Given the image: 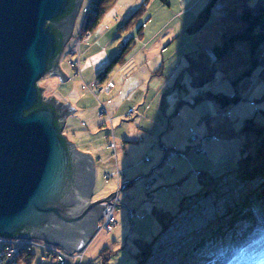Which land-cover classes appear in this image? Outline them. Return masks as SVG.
<instances>
[{
	"label": "rangeland",
	"instance_id": "1",
	"mask_svg": "<svg viewBox=\"0 0 264 264\" xmlns=\"http://www.w3.org/2000/svg\"><path fill=\"white\" fill-rule=\"evenodd\" d=\"M235 1L220 0L206 27L199 33H193L190 28L194 26L200 13L207 7L209 0H166V2L162 0H116L113 7L101 19L99 26L90 35L89 42H84L80 46L82 76L77 77L71 62L76 61L78 55L74 56L70 52L79 47V34L85 19L83 9L91 3V0H83L73 37L61 58V66L68 73L70 81L62 85L61 90H56L51 84L58 78L51 74L46 75L39 81V85L45 88L43 96L48 98L51 95L55 96L56 92L68 94L75 91L78 95L72 94L73 99L77 96L75 101L79 98L81 104L99 108L100 103L109 99L110 96H104L97 90L98 100L95 95L96 91L92 92L88 87H93V82L97 80L99 74L120 54L129 41L132 43L126 56V63L117 66L108 78L115 85L113 96L119 94L128 78L141 82V88L138 90L139 93L136 91L128 97L129 105L124 107L127 117L122 125L119 123L121 126L118 124L116 127L117 134L119 130L122 132L124 129L132 128L136 132V139L127 145L116 139L120 147L127 146L125 151L121 149L123 154L120 152L117 158L114 157L115 152L106 146L105 133L99 135L104 129L101 125L108 119L106 116H97L98 120L93 118L89 126L90 130L87 128L86 131V126H81V120L78 122L74 119L78 116L73 115V119L72 116L70 117L73 125L77 122L76 126L79 129L84 128L77 136L69 135L71 142L80 149L85 147L82 143L92 145V148H96V155L100 158V160L97 158L99 168L94 201L107 198L116 192L119 206L115 212L117 225L114 231L108 233L99 224L100 230L82 251L83 259H76L75 255L78 254L76 253L69 257L67 264H102L101 255L105 250L110 254L109 264H137L136 240L143 239L151 242L163 229V222L154 215V208L160 207L164 212H168L169 216L165 221L168 222L172 215L178 214L184 208L183 200L185 201L192 195L195 198L186 203L184 208L188 212L187 215L182 220L176 217L174 220L179 219L177 222L174 220L170 222L167 232L160 235L152 246V257L147 264H255L253 260L244 259L243 255L233 263L219 255L184 256V252L191 247L193 242L205 236L209 229L222 222L221 220L227 215L228 208L235 205L249 186L239 181L236 173L226 177L221 184L216 186L217 189L204 196L203 192L206 189L203 190L198 171L208 172L211 175L209 178L213 179L235 170L242 158L244 144H247L246 154L253 155L256 150L254 133L241 135L244 122L248 119H256L264 126V66H259L252 78L239 84L242 101L226 109L227 111L234 109L236 115L225 112V114L223 112L219 114L216 108H221L209 101L200 102L195 106L185 105L179 111V115H175L178 99L193 102L198 94L199 90L190 83L192 74L191 69L188 70V68L195 62H199L201 58L205 60V57H209L215 60L212 50L216 45H221L223 41L221 34L224 23L221 22V16L225 14L224 10L228 6L231 7ZM259 1L249 0L248 2L250 6H254ZM130 19L127 26L126 23ZM86 44L91 48L88 54L85 51ZM259 54L264 57V45L260 48ZM106 55L107 60L109 58L107 64L95 75L91 68L97 64L98 57L106 60ZM130 60L131 62H128ZM249 60L248 44L237 43L230 55L219 63L216 81L209 88L214 93L234 96L237 92L234 82L248 69ZM178 82L184 86H179ZM163 100L166 101L165 107H162ZM113 102L110 98L107 102V109L115 110L122 101ZM159 106L164 126L154 120V109ZM130 108L137 113L131 114ZM142 115L148 121L143 122L141 128L137 122ZM210 120L214 122L207 124ZM204 121L207 122L197 132L200 136L199 141H193L192 130ZM109 125L112 124L109 123ZM222 125H230L229 133L226 134L222 130ZM210 135H216L220 139L219 142L216 145H210L211 147L207 149L204 148L205 152H199L198 158L192 159L191 154L198 151L201 147L200 142ZM78 143H81L82 148ZM162 146L169 150L185 152L187 157L176 156L175 161L172 162L173 165L164 173L165 165L158 167L162 161L154 165L155 160L152 157L154 153L164 152ZM199 156L204 157L199 158ZM146 157L150 159L149 162L146 161ZM108 160L110 163L104 166V161ZM141 164L143 166L154 165V173L148 179L153 177V180L154 176L157 177V181L153 183L155 191L147 190L145 177L138 180L137 184L121 191L124 184L120 185L117 182V172L122 173L127 168L134 167L135 170H140ZM109 174L114 178L106 180L105 177ZM258 182H252L250 185L256 186ZM255 221L256 229L263 230L264 222L257 214ZM34 252L36 254L34 264H42L40 247ZM263 255L264 251H261L259 256Z\"/></svg>",
	"mask_w": 264,
	"mask_h": 264
},
{
	"label": "water",
	"instance_id": "2",
	"mask_svg": "<svg viewBox=\"0 0 264 264\" xmlns=\"http://www.w3.org/2000/svg\"><path fill=\"white\" fill-rule=\"evenodd\" d=\"M82 5L0 0V236L42 241L70 255L87 247L105 206L118 197L93 201L95 161L63 136L76 110L43 96L39 85L48 74L68 80L61 58Z\"/></svg>",
	"mask_w": 264,
	"mask_h": 264
},
{
	"label": "trees",
	"instance_id": "3",
	"mask_svg": "<svg viewBox=\"0 0 264 264\" xmlns=\"http://www.w3.org/2000/svg\"><path fill=\"white\" fill-rule=\"evenodd\" d=\"M95 1L96 7L85 26V31L90 33L95 31L101 19H103L104 15L116 3V0ZM162 1L166 2V0ZM219 1L220 0H209L207 7L200 13L194 26L190 28L193 33H199L206 27ZM248 1L249 0H236L231 4V7L228 6L227 9L224 10L225 14L221 16V22L224 23L223 33L221 34L223 41L221 45H216L212 50L215 60L209 57H205V60L201 58L199 62H195L188 68V70L191 69L190 73L192 74L190 83L194 88L198 89L199 92L195 96L193 102L186 101L182 98L178 99V107L175 115H179V111L185 105L195 106L200 102L209 101L215 103L219 108L226 110L234 105H238L242 101L243 98L240 94L239 84L244 80L252 78L259 66H264V57L259 54L260 48L264 45V0H260L254 6H250ZM131 19H133V17ZM131 19L126 25H129ZM131 43L129 41L128 44L122 48L120 54L99 74L98 78L100 80H106L117 66L126 63V56L129 53ZM237 43L248 44L250 52L249 67L234 82V85L237 87V92L234 96L214 93L209 86L216 81L218 65L230 55ZM177 84L182 87L184 86L181 82ZM41 105H43V103ZM165 106L166 101L163 100L162 107ZM204 123L202 122V124ZM229 126L230 125L221 126L226 134L229 133ZM249 133H254L255 136V153L253 155L246 154L247 144H244L242 158L239 160L235 170L214 177L213 179L212 177L209 178L207 172H199L203 190L206 189L203 192L204 196L217 189L216 186L221 184L226 177L236 173L238 175L236 176L237 179L245 185L249 184V186L241 194V197L237 200L235 205L228 208L227 215L221 220L222 222L216 224L214 228L209 229L205 236L193 242L191 247L184 252V256L219 255L231 262L236 259L238 260V258L243 255L242 253L248 248L257 250L261 248V246L264 247V229L257 230L255 227L256 214L260 220L264 222V126L259 124L256 119H248L241 127V135L246 136ZM212 137L218 139L216 135H212L208 137V139L211 140ZM199 138L200 136L198 134L197 141H199ZM206 140L207 138L202 140V142L204 143ZM201 147L203 148L202 150H205L203 144H201ZM201 147L198 148V152L201 151ZM170 151L172 150H167L166 152L169 153ZM168 153H166V155H168ZM252 182H258V184L252 186L250 185ZM136 183L137 181H134L123 187L126 189ZM201 195L202 193L200 196ZM194 198L195 197L192 195V197L186 198L185 201L183 200L182 204H184V208L186 207V203ZM155 215L163 222V229L151 242L144 241L143 239L136 240L138 246V252L136 253L138 259L137 264L148 263L152 257L151 249L155 241L168 229L170 222L177 217L176 215L171 217L168 223L165 222L168 218V213L157 210ZM101 256L103 258L102 264H109L110 254L108 251L105 250ZM35 260V252H29L28 254L24 253L16 264H34Z\"/></svg>",
	"mask_w": 264,
	"mask_h": 264
},
{
	"label": "crops",
	"instance_id": "4",
	"mask_svg": "<svg viewBox=\"0 0 264 264\" xmlns=\"http://www.w3.org/2000/svg\"><path fill=\"white\" fill-rule=\"evenodd\" d=\"M148 27V26H147ZM142 28L144 29L145 28V24L142 26ZM142 29V30H143ZM146 29H148V28H146ZM93 33V32H92ZM91 33V34H92ZM141 34H142V32H141ZM89 42V38L87 39V40H85V41H83L82 42V44L84 43V42ZM81 44V45H82ZM91 48H89V45H87L86 44V49H85V51H86V54H88L89 53V50H90ZM74 50V49H73ZM73 50L70 52V53H72L73 52ZM65 51V50H64ZM108 60H109V58H108ZM108 60H107V55H106V60H105V58H101V57H98V61H97V64L95 65V66H97V67H93V68H91L92 70H93V73L96 75L97 74V72H98V70L99 69H101L102 70V68L105 66V64H107V62H108ZM128 62H131V60L130 61H128ZM129 65V64H128ZM130 65H131V63H130ZM61 68H62V66H61ZM98 68V69H97ZM62 70H63V72L68 76V73L66 72V70H64L63 68H62ZM100 70V71H101ZM99 71V72H100ZM54 77H56V76H54ZM69 77V76H68ZM56 78H58L57 80H56V84L54 85V87H55V89L57 90H61V86L62 85H65V83H67V82H69L70 81V77L68 78V80L67 81H65V82H62L61 80H60V78L59 77H56ZM109 78H107L106 80H104V79H99L98 77H97V80L95 81V82H93L94 84L92 85L93 87H96V88H98V89H100V88H102L103 86H104V84H106L107 82H109V81H111L110 79L108 80ZM122 87L123 88H121L120 89V92H119V94H116L115 96H113V94H114V91L115 90H113L112 92L113 93H110V95L109 94H107V93H105V92H100L102 95H106V96H110V98L114 101L113 103H115V102H117L118 100H121L122 102H120L119 104H118V108H116L115 110H110L109 108L107 109L108 110V112H109V114H110V116L112 117V120H113V122H112V125H113V128H114V132H115V136H116V139L117 140H119V141H123L124 143H126V145L128 144V143H131V142H133L135 139H136V135H135V130H133L132 128H127V129H124V130H122V132L119 130V132H118V134L116 133V127H117V125L120 123L121 125L123 124V122H124V120H125V118L127 117L126 116V109L124 108L126 105L128 106L129 105V96L130 95H132V94H134L136 91H138L140 88H141V82L139 83V82H137V81H134V79H129L128 78V80L122 85ZM61 92V91H60ZM140 91H138V92H136V93H139ZM122 93V94H121ZM72 94H75V95H77L76 94V92L75 91H71V93H68V94H64L63 92H61V93H59V92H56V94H55V96H52V97H54L57 101H59V102H61V103H63V104H67L68 102H70V104H71V106L72 107H74V109L76 110V111H74L73 112V114H69V116H68V118H67V123H66V127L64 128V130H63V136L65 135V137H68V139H69V135L70 134H72V135H74V136H77L80 132H82L83 130H84V128L83 129H79L76 125L78 124L77 122H74V125L72 124V120L70 119V117L72 116V119L74 118V116H78V117H75L74 119H76L78 122L81 120V126H86V129H85V131L87 130V128H88V130H90V125H91V123H92V121H93V118H95V119H97L98 120V117L97 116H101L100 115V111H101V106H99V108L97 107V106H86V105H84V104H81V101H79L80 99L78 98L76 101H75V99L77 98V96L73 99L72 98ZM112 96V97H111ZM49 98V97H48ZM109 98V99H110ZM109 99L107 98V100L106 101H104L103 103H105V106H107V102L109 101ZM122 105V106H121ZM85 106V107H84ZM107 108V107H106ZM217 109V111H219V114L220 113H222L223 112V114H227V113H232L233 115H236V113H235V111H234V109L232 110V111H227V110H221V109H218V108H216ZM229 109V108H228ZM132 110H134V109H132V108H130V110H129V112H131ZM159 111H161V109H160V106L157 108V109H154V120H157V122H160V123H162V125L164 126V122L162 121V119H161V117H160V113H159ZM225 112V113H224ZM135 113H137V111L135 112ZM145 114H147V112L145 113ZM74 115V116H73ZM128 117H130L129 115H128ZM158 117V118H157ZM146 117H144V115H142V116H140V118H139V120H138V122H137V125L138 126H141V128H142V123L143 122H147L148 120H146L145 119ZM128 119V118H127ZM153 120V122H155ZM102 121V120H101ZM215 121H216V119H215ZM205 122H207V121H205ZM214 121H209L207 124H211V123H213ZM72 124V125H71ZM119 124V125H120ZM120 125V126H121ZM203 124H202V122L200 123V124H198L197 125V127H196V129H198V130H200L201 129V126H202ZM101 127L102 128H104V129H102L101 130V132L99 133V135H103L104 133H105V138L106 139H108V136L111 134V128H110V126H109V124H108V121L106 120V122L103 124V125H101ZM121 128V127H120ZM143 128H148V129H150L149 127H143ZM195 129V128H194ZM192 130V129H191ZM210 136H212V135H210ZM209 136V137H210ZM206 138L208 139V136H206ZM70 140V139H69ZM219 140L220 139H216V140H213V141H211V140H206V141H204V143L203 142H200L201 144H203V147L205 148V149H207V147H211L210 145H216L218 142H219ZM71 141V140H70ZM79 145L81 144V143H78ZM83 145H85V147L84 148H82V146H81V148L82 149H80L76 144V146L75 147H77V149L79 150V151H82V152H84L85 154L86 153H89V154H91L92 155V157H93V159H94V161H95V166H96V185H95V187L97 186V179H98V168H99V165L97 164V162H99V160H100V158L96 155V153H97V150H96V148L94 147V148H92L93 146L92 145H87V144H85V143H82ZM119 145V144H118ZM107 146V145H106ZM123 147V146H122ZM122 147H120V145L118 146V152H117V154H119L120 152H121V149L123 150V151H125V149L127 148V146H125L124 148H122ZM163 147V149H164V152H159L158 154H156V153H154V154H152V157H153V160H155V163H153L154 165H157V164H159V162L160 161H162L161 163H160V165L158 166V167H160V166H162V164H163V166L165 165V167H166V170H165V172L164 173H166L167 172V170L173 165V163L172 162H174L175 161V159H176V157L170 162V165L168 166V162H167V155H166V153H168V152H166L167 150H169V149H166L164 146H162ZM197 149V148H196ZM122 153V152H121ZM123 154V153H122ZM199 154V152L196 150L193 154H191V158L192 159H196V158H198V155ZM196 155V156H195ZM204 156H199V158H203ZM97 158L99 159L98 161H97ZM146 158H148V157H146ZM112 160V159H111ZM110 163V160H108V161H104V163H103V165L105 166L107 163ZM112 163V162H111ZM154 165H148V166H143L142 164H141V169L140 170H135L136 168L134 167V168H127L126 170H124V172H122V175H121V177L119 178L118 176V178H117V182L121 185V184H124V185H127V184H130L131 182H134V181H137V183H138V180L140 181V179L142 178H146V179H144L145 180V182H147V180H148V178L150 177V175L151 174H153L154 173V169H153V167H154ZM173 169H175V168H173ZM198 172H201V171H198ZM204 173H206V172H204ZM208 173V172H207ZM110 175V174H109ZM210 174L208 173V176H209ZM111 177H112V175H110ZM114 176V175H113ZM211 176V175H210ZM107 177V176H106ZM155 178H154V181H157V177L156 176H154ZM112 178H114V177H112ZM153 178V177H152ZM200 178V177H199ZM111 179V178H110ZM136 183V184H137ZM118 184V185H119ZM123 185V186H124ZM179 187V185L177 186V188ZM97 188V187H96ZM96 188L94 189V194H95V190H96ZM127 189V188H126ZM125 190V189H124ZM123 190V191H124ZM155 191V185L153 184V187H152V192H154ZM93 201H94V195H93ZM157 210H160V211H164L163 209H161L160 207H155L154 208V215H155V213H156V211ZM117 211V210H116ZM168 213V212H167ZM169 216V215H168ZM173 216H175V214L174 215H172V217ZM170 220V219H169ZM169 222V221H168ZM99 224H101L102 225V219H101V221H99ZM40 243H44V242H42V241H39ZM91 242V241H90ZM44 249H41V254H42V256H41V260H42V264H56L57 263V259L54 257V256H52L51 254H49V253H47V251L46 252H44L43 251Z\"/></svg>",
	"mask_w": 264,
	"mask_h": 264
},
{
	"label": "built area",
	"instance_id": "5",
	"mask_svg": "<svg viewBox=\"0 0 264 264\" xmlns=\"http://www.w3.org/2000/svg\"><path fill=\"white\" fill-rule=\"evenodd\" d=\"M95 7H96V1L91 0L90 5L83 9V12L85 14V19L83 22L82 30L79 34V43H78L79 47L71 53L74 56L78 55V59L76 61L73 60L71 62V65H72L74 71L76 72L77 77L82 76L81 67H80V64H81L80 46H81L82 42L87 40L91 35L90 32L85 31V26H86L87 22L89 21L88 19L91 16ZM114 87H115V85L113 84V82L109 81L100 89H98L96 87L95 88L94 87H88V88L90 90H92V92L96 91L95 95H96L97 99L99 100V97L97 96V90L99 92L103 91L107 94H110V93H112V90L114 89ZM100 106H101L100 115L106 116L108 118L107 119L108 124L109 123L112 124L113 120H112V117L110 116V114H109V112L105 106V103L101 102ZM130 113L134 114L135 110H132ZM109 126L111 128L110 129L111 134L108 136L106 145H107L108 149L115 152L114 156H115V158H117V152H118V146L119 145H118V142L116 140L113 125H109ZM192 131H193V141H197V139H198L197 129L192 130ZM215 139H216V137L211 138V140H215ZM200 152H205V151L201 150ZM176 156H180L182 158L187 157L186 154L183 152H179L178 150H172L167 155V162L170 163V161ZM146 161L149 162L150 159L146 158ZM116 175L120 178L122 173L118 171ZM105 178H106V180H110L111 176L108 175ZM153 183H154V179L153 180H152V178L148 179V181L145 184L147 190H150V191L152 190V187H153L152 184ZM191 201H193V199ZM191 201H189V202H191ZM118 206L119 205H118L117 199L112 204H107L105 206L104 215L102 218V229L108 233L113 232L114 228L117 225V221L115 219V212H116V209ZM187 213H188L187 210L184 209V212L179 214L177 217L181 218V220H182L185 218ZM178 220L179 219H176V220H174V222H177ZM0 247H1L0 248V264H16V262L18 263V258L20 257V255H22L23 253L28 254L29 252H34L35 249L38 247H40V249H46L49 254H51L52 256L57 258V264H67V260L69 259V257L72 256L60 248H57V247H54L51 245H47L45 243H39V241L37 242L35 240H25V239H17L16 240V239H10V238H5V237L0 236ZM75 256H76L75 257L76 259H79V260L83 259V253L82 252L78 253Z\"/></svg>",
	"mask_w": 264,
	"mask_h": 264
},
{
	"label": "bare ground",
	"instance_id": "6",
	"mask_svg": "<svg viewBox=\"0 0 264 264\" xmlns=\"http://www.w3.org/2000/svg\"><path fill=\"white\" fill-rule=\"evenodd\" d=\"M55 84H56V81L51 85L54 86ZM182 212H184V208L181 209V211L178 214H176V216H178ZM197 223L199 224V222H197ZM261 251L262 252L264 251V247H262V246H261V248H258L257 250H255L253 248H248L242 254H243L244 259L253 260V261H255V264H264V255L259 256ZM258 253H259V255H258ZM234 261H231V262L233 263Z\"/></svg>",
	"mask_w": 264,
	"mask_h": 264
},
{
	"label": "flooded vegetation",
	"instance_id": "7",
	"mask_svg": "<svg viewBox=\"0 0 264 264\" xmlns=\"http://www.w3.org/2000/svg\"><path fill=\"white\" fill-rule=\"evenodd\" d=\"M101 221V220H100Z\"/></svg>",
	"mask_w": 264,
	"mask_h": 264
}]
</instances>
